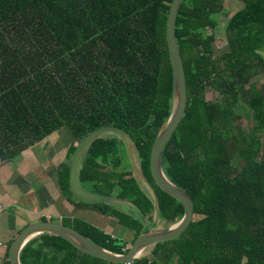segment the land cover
<instances>
[{"label": "trees", "instance_id": "trees-1", "mask_svg": "<svg viewBox=\"0 0 264 264\" xmlns=\"http://www.w3.org/2000/svg\"><path fill=\"white\" fill-rule=\"evenodd\" d=\"M171 1L0 0L1 160L60 128L73 138L70 159L88 132L118 126L135 143L141 170L158 197L159 219L177 222L183 206L155 184L149 166L156 131L172 108L165 36ZM238 1L242 5L225 25L227 49L220 54L213 49L212 15L225 0H183L178 8L175 36L187 102L163 150L162 167L191 197L193 215L176 238L154 244L131 264H264V0ZM208 92L221 98H207ZM244 107L251 111L247 126L238 123ZM122 155L117 136L98 137L84 153L80 182L90 194L129 200L137 216L117 204L79 203L135 230L132 243L152 219L153 202ZM68 164L58 175L62 189L69 187ZM72 227L107 250H127L82 220ZM19 259L115 264L51 233L28 241Z\"/></svg>", "mask_w": 264, "mask_h": 264}, {"label": "water", "instance_id": "water-1", "mask_svg": "<svg viewBox=\"0 0 264 264\" xmlns=\"http://www.w3.org/2000/svg\"><path fill=\"white\" fill-rule=\"evenodd\" d=\"M183 0H172L167 13L165 23V36L169 51V57L172 67V80H173V98L171 112L165 122L157 133L150 151L149 166L150 173L155 184L164 192L174 197L183 206L184 212L182 217L172 225L166 228H156L144 231L146 226L155 224L158 214V197L154 187L150 181L143 174L139 158L137 155V148L131 135L115 125H104L93 129L84 135L75 145L69 163V178L68 185L72 195L81 202L87 204L95 203H132L124 198L115 195H94L90 194L82 187L80 182V170L84 153L89 145L98 137L110 133L117 136L123 143L127 160L130 164L132 175L139 181L140 184L146 189L149 197L153 202V217L147 220L142 229L129 245L126 251L118 253L107 250L95 243L88 237L84 236L76 229L64 225L60 222L50 220H39L28 223L17 234L11 242L8 249L9 264H21L19 260V253L25 243L32 237L40 233L56 234L83 253H87L115 264L132 263L138 258L143 251L158 243L176 238L185 228L189 225L193 215V201L189 195L185 193L180 187L171 182L165 175L162 167V154L166 143L171 138L173 132L177 128L186 107L187 93L186 81L183 68V62L180 55L178 43L175 36V18L178 8Z\"/></svg>", "mask_w": 264, "mask_h": 264}, {"label": "crops", "instance_id": "crops-1", "mask_svg": "<svg viewBox=\"0 0 264 264\" xmlns=\"http://www.w3.org/2000/svg\"><path fill=\"white\" fill-rule=\"evenodd\" d=\"M72 140L69 131L60 128L13 158L1 160L0 203L4 210L0 213V264L7 263L9 246L22 228L39 220L54 219V222H64L72 227L74 220L79 219L118 240L115 242L123 245L122 248H128L131 244L135 230L121 225L114 217L103 214L97 208L81 205L79 200L72 196L69 187L62 189L59 186V172L64 165L70 163L68 149ZM123 205L127 208L119 209L137 216L134 206ZM145 223L146 221L143 225ZM149 229L156 228L151 224L146 226L144 231ZM151 248L144 251L147 253V249Z\"/></svg>", "mask_w": 264, "mask_h": 264}, {"label": "rangeland", "instance_id": "rangeland-1", "mask_svg": "<svg viewBox=\"0 0 264 264\" xmlns=\"http://www.w3.org/2000/svg\"><path fill=\"white\" fill-rule=\"evenodd\" d=\"M241 5H242L241 2L238 0H225L224 7H223L222 11H220L218 13H214L212 15V17L217 22L215 28L213 29L214 35L216 36V39H217L213 44V49H214V52L216 54H220L221 52H223L227 49V46H226V43L224 40V38H225L224 28H225V25L228 22V19L230 18V16L235 11H237L241 7ZM256 82L260 84L262 82V79L261 78L257 79ZM207 98L218 100L219 98H221V95L218 93H215V92H208ZM250 116H251L250 109H247L246 107H244V109H241V111H240L238 123L242 126H247L248 124H251L252 120H251ZM159 130L160 129H157L156 134L159 132ZM262 140L264 142V133L262 134ZM124 156L125 155H122V157L124 158L123 159V165L127 166V163H126V161H128L127 156L126 157H124ZM116 204L119 205V207L121 209L127 208L123 204H119V203H116ZM53 221H54V219H53ZM173 223H175V222H173ZM173 223L168 222L167 220L159 219V220H157V222H155L154 226H155V228H166V227L172 225ZM151 247H153V245Z\"/></svg>", "mask_w": 264, "mask_h": 264}, {"label": "built area", "instance_id": "built-area-1", "mask_svg": "<svg viewBox=\"0 0 264 264\" xmlns=\"http://www.w3.org/2000/svg\"><path fill=\"white\" fill-rule=\"evenodd\" d=\"M0 162H1V158H0ZM4 210L3 205L0 203V213ZM124 264H131V263H124Z\"/></svg>", "mask_w": 264, "mask_h": 264}]
</instances>
